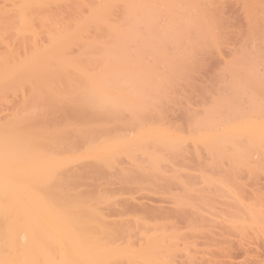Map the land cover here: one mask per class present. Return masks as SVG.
Wrapping results in <instances>:
<instances>
[{
    "label": "bare ground",
    "instance_id": "6f19581e",
    "mask_svg": "<svg viewBox=\"0 0 264 264\" xmlns=\"http://www.w3.org/2000/svg\"><path fill=\"white\" fill-rule=\"evenodd\" d=\"M207 1L0 0V106L20 97L0 116V264L195 261L179 248L180 226L160 218L168 214L143 205L152 222H110L108 194L79 189L110 168L122 183L170 196L191 229L215 218L264 239L257 58L230 50L218 81L198 87L200 100L176 94L202 56L220 55L222 23ZM53 8H66V19ZM178 108L182 122H170Z\"/></svg>",
    "mask_w": 264,
    "mask_h": 264
},
{
    "label": "rangeland",
    "instance_id": "374dc122",
    "mask_svg": "<svg viewBox=\"0 0 264 264\" xmlns=\"http://www.w3.org/2000/svg\"><path fill=\"white\" fill-rule=\"evenodd\" d=\"M211 1H212V4L210 5L211 9L210 7L209 9L210 11L212 10L219 17V19H221V23H222L223 34L221 38L222 42L220 44L221 52L219 53L220 55H217L215 52L209 51L206 55L202 56V62L200 66L197 67V70H195L193 74L191 73L192 75L190 74L192 76L189 80L190 85L186 84L177 87L176 94L181 96V101L183 103L186 101V99H189L193 103L194 100L196 99L200 100V98L198 99L199 97L198 90H200L198 87L206 86L214 83L213 80H216L215 77H218L217 71L220 68V66H222L223 61L225 59H229L231 56L229 53L230 50L234 53L244 48L247 51L252 52L258 61V73L260 75H264V0H252V3L250 2L252 6L247 4L246 0H244L246 1L245 3L243 0H241L243 1L242 3H244L245 7L242 6L240 1L238 0H214V1L211 0ZM246 4L249 5L250 7L249 9L252 12L254 11V13H256V15L259 17L256 23H254L253 21H249L248 18H246L244 14V12L247 10ZM243 7L245 8V10L243 9ZM52 10L53 13L56 14L57 19H61V20L66 19L68 14L66 8H53ZM216 81H218V78ZM182 94H186L187 98L182 97ZM19 100H20L19 96L8 97L7 101H5L0 106V116L3 117L4 115H6V113L8 114L9 112H11L12 109L16 107ZM178 109L174 111L170 110L173 111V112L169 111L170 113L168 112L170 115H168L167 113V115L170 118V122H171V118L173 120L175 118L174 120L175 123L176 120L177 122L181 121L180 119H182V115H180V113L182 109L181 110L179 109V111ZM115 174H116L115 171L111 170L110 168V170L108 169L107 174L105 173L106 177L104 176L103 177L104 179L100 177H99L100 179H98V177L96 176H95L96 179L94 178L86 179L85 177V181L81 180L82 185L79 186V189L83 191L96 188L97 190H100V192L108 194L109 196V199H107L108 202L102 205L104 207V209L102 208V210L107 215L108 221L117 222L121 218L130 219L133 218L134 214L136 216L146 215L145 217H148L149 214H147L146 209H144L146 208V206L147 208H149V210L152 211L158 209L160 211H163L164 215L168 214L166 216H162L163 214L159 215V217L162 216L160 218L167 217L166 221L176 224L177 225L176 228L177 227L179 228L180 226L179 229L181 231L180 230L179 231L182 232L184 236L181 235V237L183 238L179 236L180 238H178L179 239L178 242L182 241L181 243L185 244V245L183 244V246L182 245L179 246V248H182L183 250L181 252L186 253L185 251H188L192 257L197 254L193 258H197L198 260L196 259L194 261L191 259L192 260V263L190 262L191 264H194L193 261L196 264H264V239L262 238V236H260V234L259 235L257 234L258 233L257 230L256 231L254 230L255 232H257L256 234L252 233L253 230H251L252 231L251 232L250 229L249 232H251L252 234H250L249 232L247 233L245 232L248 230L242 231L245 234H242V232L240 233V231H238L237 229L236 231H233V229L228 230L223 227L224 226L223 225L224 223L222 222L223 220L220 221L222 223L221 225L219 223V220L218 222L216 221L217 223L213 222V220L215 219L213 216L212 217L214 219L211 222L206 221L202 224L201 222L199 224L197 223V225H195L196 228L192 227L193 229L192 230L191 228H189L190 224L189 225L186 224L189 222H186L184 220L183 222L185 223H183L179 219V217L176 216L174 211H172V209H174L173 207L175 206H173V204H170L172 202L169 199L170 196L168 197L167 194L163 195V193L162 194L159 193L160 190L158 188H156L159 190L158 193L154 192L151 186H150L151 189L148 187L149 189L144 188L137 190V185L135 186L133 184L134 186L131 185L129 186L124 182L122 183L119 180H117ZM92 177L90 176V178ZM73 179L75 180L76 178ZM138 188L140 187L138 186ZM163 197H168L169 200L167 198L164 199ZM250 200L254 201L253 198H251ZM125 205H127L128 208ZM129 205L131 206L134 205V209L132 208L133 206L129 207ZM216 205L218 210L220 211L225 209V207H223V205H221L220 203H216ZM263 205L260 204L258 208L262 210L264 208ZM135 206L137 208H135ZM124 208L127 209V211ZM152 214H150L151 216H149V220H151V222L153 221L151 219ZM157 219H158L157 221L155 219L154 221L158 222L160 220L158 217ZM219 219L221 220V218ZM164 224H166L165 221ZM174 224L172 225L174 226ZM168 226L171 225L169 224ZM238 242L239 243L242 242L241 246L239 245ZM187 244L189 245L188 247L189 250L186 249ZM184 246L186 247L184 248ZM190 246L192 249L190 248ZM244 247L247 249V251H245L246 249ZM178 258H180L179 255L176 257V259L179 260ZM182 259L184 260L187 258L183 257ZM182 259L180 258V260ZM185 261L186 260H184L183 262ZM188 261L189 260H187V262ZM258 261L261 262L258 263Z\"/></svg>",
    "mask_w": 264,
    "mask_h": 264
}]
</instances>
